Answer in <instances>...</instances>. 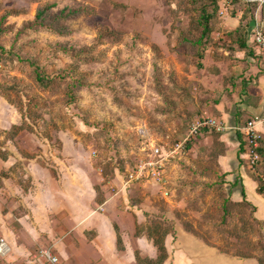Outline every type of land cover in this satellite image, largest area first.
Instances as JSON below:
<instances>
[{"label":"rangeland","instance_id":"374dc122","mask_svg":"<svg viewBox=\"0 0 264 264\" xmlns=\"http://www.w3.org/2000/svg\"><path fill=\"white\" fill-rule=\"evenodd\" d=\"M243 1L258 4L253 27H264V2ZM218 4L204 46L193 42L201 35L193 0H0V150L12 153L8 161L0 159V174L7 177L0 179V240L11 247L0 254V264H52L43 249L70 264L63 220L69 192L60 183L63 188L39 187L28 195L32 178L19 152L41 155L37 162L54 173L62 166L66 179L78 175L83 187L89 177L96 201L105 200L117 191L118 173L125 175L141 155V125L173 144L199 117L227 119L225 113L242 107L254 86L247 61L264 70V55L236 51L229 32L243 9L232 0ZM41 10L43 24L36 22ZM32 61L54 78L51 86L37 83ZM240 111L243 124L249 118ZM14 125L25 129L11 140L3 130ZM222 134L206 128L171 159L168 200L158 187L132 193L146 216L137 234L160 242L180 229L219 253L212 264H264V225L255 220L264 215L254 211L245 183L263 182L264 163L251 167L240 158L225 172ZM257 198L264 210V195ZM57 219L62 224L55 227Z\"/></svg>","mask_w":264,"mask_h":264},{"label":"crops","instance_id":"0c3cea01","mask_svg":"<svg viewBox=\"0 0 264 264\" xmlns=\"http://www.w3.org/2000/svg\"><path fill=\"white\" fill-rule=\"evenodd\" d=\"M256 50L258 53H262L257 47ZM247 62H250V72L253 70L254 86L249 88L247 95H243L244 104L242 107L238 105L235 111L224 114L227 116V119L224 120L230 128L221 135L226 150L220 156L219 163L224 167L225 172L232 171L236 164L238 166L240 158L247 160L246 140L242 128L251 119L259 122L264 118V70L260 65H255L251 61ZM255 100H258V104L252 103ZM240 110H245L249 118L243 124L241 121L243 113ZM258 128L260 131H264V123H259ZM11 131L3 130L4 133H11ZM22 132L23 130H20L16 135L13 134L10 139H15ZM42 146L46 147L47 145L42 143ZM26 150L28 151V149ZM64 150L63 147V154L66 156ZM2 151L5 152L6 157L0 159L8 161L12 153L6 150ZM19 154L28 161L27 169L32 178V187L28 195L35 194L39 187L47 189L49 186L54 189L65 186L69 192L63 220L68 226L69 238L66 243V254L70 264H87L86 262L89 264V261L91 264L96 262L97 264H142V260H147L149 263H154L157 260L158 264H212L213 257L219 255L202 239L184 230L178 229L176 236L167 235L160 242L146 234H137L138 225L142 224L146 216L139 204L132 200V193L136 190L142 193L143 189L149 190L152 187H158L157 192L160 196L168 200L170 191L167 183L149 180L124 187L123 182L129 167L126 169L125 175L118 173L117 177L120 179V183L117 181V191L111 193L110 196L107 195L105 200L100 198L96 201L97 193L89 177L83 187L75 177L78 175H71L69 179H66V169L64 171L62 166L59 167V164H57V167L60 168L59 172L54 173L52 169L37 162L41 155H24L22 152ZM170 163L167 166V181ZM72 165L73 163H70V166ZM241 173L245 177L244 172L241 171ZM5 178H7L6 175L0 174L1 180ZM251 181L246 182L245 180L253 192V197L250 198L249 189L247 190L248 199L254 204L258 215L261 216L264 215V210L257 198L259 195L258 185L255 180ZM86 188L91 189L89 195L85 192ZM165 190L169 191V196L163 194ZM95 202L99 205L97 210L92 206ZM101 204L104 206L103 211L99 210ZM30 208L34 212V207L30 206ZM50 216L55 215L51 214ZM60 224L62 223L59 219H57V223H54L55 227ZM90 232L92 233L89 235ZM54 234L53 227L52 235L55 236ZM158 243L162 244L163 252H161ZM7 244L9 245L8 242ZM160 255L163 257L159 261Z\"/></svg>","mask_w":264,"mask_h":264},{"label":"built area","instance_id":"2783aa9c","mask_svg":"<svg viewBox=\"0 0 264 264\" xmlns=\"http://www.w3.org/2000/svg\"><path fill=\"white\" fill-rule=\"evenodd\" d=\"M225 13L224 9L220 11ZM252 41L256 47L264 54V30L259 24H256L254 33L252 34ZM259 123H264V118L257 122L255 119L249 120L242 128L246 140V156L247 161L251 167H254L259 160V148L261 140L264 136V131L258 128ZM206 128H213L217 132H225L230 128L224 119L204 115L196 119L185 137L173 144L158 141L150 129L146 125H141L138 129L139 134L143 138L141 155L139 159L128 169L126 177L123 182L124 187H128L132 183H143L149 180H159L163 184L167 183V166L172 158L183 152L186 144L192 137L198 135ZM264 181V177H262ZM165 196H169V191H163ZM264 195V194H263ZM99 210L103 211L104 206L101 205ZM10 250V246L5 239L0 240V254H6ZM41 256L46 261L52 264H61L57 255H54L50 249H43Z\"/></svg>","mask_w":264,"mask_h":264},{"label":"trees","instance_id":"16d2710c","mask_svg":"<svg viewBox=\"0 0 264 264\" xmlns=\"http://www.w3.org/2000/svg\"><path fill=\"white\" fill-rule=\"evenodd\" d=\"M234 3L240 4L241 8L243 9V15L240 18L238 26L229 32V37L234 43V46L236 47V51L238 52H244L246 56H254L256 55V45L252 42V34L254 33V27L253 23L255 22L254 17V11L258 4L255 2H247L243 0H232ZM219 0H193L195 13L197 15V27L199 28L201 35L196 38L193 42L197 44H203L204 46L208 44L210 35L212 32V25L215 21V17L218 11V4ZM44 13V10H41L37 13L36 16V22H40V24H43V21H41V17ZM251 14V15H250ZM261 29L264 30V27L262 25H259ZM3 29L0 26V35L2 34ZM207 41V42H206ZM0 50H3V47H0ZM262 54V53H261ZM31 64L35 68V75L37 83L42 87H49L54 83V78L48 76L46 73H44L41 70L40 64L37 61H32ZM71 94L72 99L73 94ZM242 114V113H241ZM240 114V115H241ZM25 127L22 125L20 126H14L11 133L16 135L20 130H24ZM31 131L32 129L30 127ZM14 137V136H13ZM14 139V138H13ZM259 154H260V160L261 163H264V137L261 140L260 148H259ZM5 152L0 150V158H5ZM255 181H259L257 191L259 194H264V181L255 178ZM243 195L245 196V190H242ZM255 211V207H253ZM225 213H228L227 207L225 206ZM256 223L258 225H264V220L256 218ZM263 236V235H262ZM264 238V236H263ZM259 245L262 249H264V243L262 240L260 241ZM158 246L163 252V246L162 244L158 243ZM163 255H160L159 261L162 259Z\"/></svg>","mask_w":264,"mask_h":264},{"label":"bare ground","instance_id":"6f19581e","mask_svg":"<svg viewBox=\"0 0 264 264\" xmlns=\"http://www.w3.org/2000/svg\"><path fill=\"white\" fill-rule=\"evenodd\" d=\"M260 1L264 2V0H260Z\"/></svg>","mask_w":264,"mask_h":264}]
</instances>
